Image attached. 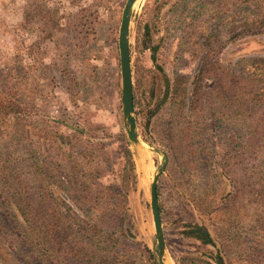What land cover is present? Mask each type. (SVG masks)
Here are the masks:
<instances>
[{
  "label": "rangeland",
  "instance_id": "obj_1",
  "mask_svg": "<svg viewBox=\"0 0 264 264\" xmlns=\"http://www.w3.org/2000/svg\"><path fill=\"white\" fill-rule=\"evenodd\" d=\"M126 1L0 0V264H33L16 229L13 196H25L27 207L46 223L50 192L60 202L80 198L82 189L74 183L92 174L95 163L104 167V184L118 185L123 136L137 183L129 188V212L107 219L105 229L120 237L124 263H159L150 195L158 173L166 264H264V136L257 141L250 134L254 117L264 113V96L249 103L237 88L241 108L233 107L235 77H264V66L253 67L254 59H264V31L240 33L245 20L264 16V0L135 4L134 115L148 153L146 170L123 114L119 31ZM200 2L207 4L201 21L206 32L192 29ZM209 61L230 77L220 86L204 81L201 105L193 108V82ZM177 83L189 87V108L199 110L187 109L193 140L185 157L174 149L171 131ZM61 134L74 145L63 143ZM99 142L102 148L94 145ZM77 162L83 166L76 171ZM195 228L210 241L197 237Z\"/></svg>",
  "mask_w": 264,
  "mask_h": 264
},
{
  "label": "trees",
  "instance_id": "obj_2",
  "mask_svg": "<svg viewBox=\"0 0 264 264\" xmlns=\"http://www.w3.org/2000/svg\"><path fill=\"white\" fill-rule=\"evenodd\" d=\"M207 4L200 2L197 7V20L192 29L206 32L207 28L201 24L204 12H207ZM201 19V20H200ZM240 28L242 35H256L264 31V16L253 17L245 20ZM203 36V35H202ZM264 66L263 58L253 60V67L259 71ZM223 71V72H222ZM225 71L224 66L207 62L200 68L193 82L194 84V106L201 105V94L203 93V82L212 81L216 86L226 82L230 77ZM260 72H252L247 78L235 77L233 100L237 109L240 107V100L237 96V88H240V95L243 101L249 103L258 101L259 104L264 96V77ZM261 76V77H260ZM170 85L167 84V95ZM191 106V104H190ZM189 108V87L186 84L177 83L173 87L171 97V131L174 134L173 144L178 155L185 154V148H191L193 140L192 122L187 112ZM189 108L190 111L198 113L196 109ZM242 111V109H241ZM235 110V113H238ZM241 113V112H240ZM193 116V114H192ZM195 117V116H193ZM252 121L250 134L257 141L264 136V113L257 114ZM60 140L66 145L73 146L74 140L71 136L59 135ZM125 143V162L123 170L120 172V183L118 185H106L101 179L106 173L104 167L99 162L95 163L93 173L84 174L82 183L75 182L76 187L82 190L80 198L64 197V200L55 197L53 192L48 196L50 208V219L42 223L26 205L25 196L16 194L12 202L16 205L19 212L17 223L18 234L29 248L33 264H123L122 253L118 248L120 237L114 232H109L107 219L116 218L122 213L129 212L128 192L131 184L137 183L136 164L133 153L130 150V143L123 136ZM97 148H102V143L94 144ZM83 166L82 162L76 163L78 167ZM75 167V166H74ZM79 174V173H78ZM86 178V179H85ZM74 199V200H71ZM72 201V202H71ZM108 217V218H107ZM22 219V221L20 220ZM193 233L205 241H210V235L203 232L200 228H195ZM124 264H134L126 261Z\"/></svg>",
  "mask_w": 264,
  "mask_h": 264
},
{
  "label": "water",
  "instance_id": "obj_3",
  "mask_svg": "<svg viewBox=\"0 0 264 264\" xmlns=\"http://www.w3.org/2000/svg\"><path fill=\"white\" fill-rule=\"evenodd\" d=\"M138 1L139 0H127L124 6L119 31V50L121 60L123 114L126 121L127 136L130 142L139 147L142 142L137 132V120L134 115L133 71L130 46L132 10ZM155 151L158 152L157 150ZM158 179L159 174H154L153 181L150 184L151 210L157 238L155 253L158 257V264H166V242L158 197Z\"/></svg>",
  "mask_w": 264,
  "mask_h": 264
},
{
  "label": "bare ground",
  "instance_id": "obj_4",
  "mask_svg": "<svg viewBox=\"0 0 264 264\" xmlns=\"http://www.w3.org/2000/svg\"><path fill=\"white\" fill-rule=\"evenodd\" d=\"M141 146V147H140ZM137 154H138V163L140 164V166H142L143 169H148L150 167V164L147 162V157H148V153L146 152V144L141 143V145H139V148H137ZM145 152L147 154H145ZM148 172V171H147Z\"/></svg>",
  "mask_w": 264,
  "mask_h": 264
}]
</instances>
